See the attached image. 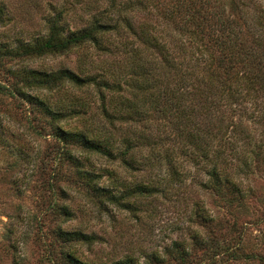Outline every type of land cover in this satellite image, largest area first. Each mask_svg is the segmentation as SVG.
I'll return each mask as SVG.
<instances>
[{
	"label": "trees",
	"instance_id": "1",
	"mask_svg": "<svg viewBox=\"0 0 264 264\" xmlns=\"http://www.w3.org/2000/svg\"><path fill=\"white\" fill-rule=\"evenodd\" d=\"M94 4L81 27L69 30L58 12L47 20L43 37L16 46L0 43V70L6 62L65 54L90 44L100 52L117 53L118 73L128 72L125 87L106 72L80 76L68 69L49 73L25 67L8 69L14 81L11 86L0 83V99L10 95L48 119L50 135L62 145L64 159L98 202L125 209L130 198L152 195L156 188L141 184L119 193L99 187L97 176L83 171L67 146L126 167L134 165V154L142 150L151 155L183 154L204 176L199 186L227 207L241 202L240 181L264 166V0H94ZM2 16L0 8V22ZM90 85L101 100L102 123L84 130L60 125L81 117L77 103L51 105L34 94ZM115 86V94H109ZM77 106L84 107L81 102ZM165 141L171 148H164ZM155 163L162 165L160 160ZM59 211L70 215L65 206ZM56 234L69 246L61 254L64 264H91L71 247L93 244L94 235L62 229ZM208 251L202 264H217L220 255L234 253L216 243ZM110 264L193 263L187 246L174 241L143 263L127 256Z\"/></svg>",
	"mask_w": 264,
	"mask_h": 264
},
{
	"label": "rangeland",
	"instance_id": "2",
	"mask_svg": "<svg viewBox=\"0 0 264 264\" xmlns=\"http://www.w3.org/2000/svg\"><path fill=\"white\" fill-rule=\"evenodd\" d=\"M94 6V0H0V43L16 46L43 37L47 20L58 12L69 30L81 27L84 15ZM118 62L117 53H103L84 44L65 54L6 62L5 69L0 70V83L11 86L14 80L8 69L26 67L49 73L68 69L80 76L106 72L110 80L125 87L128 72L118 73ZM116 90L115 86L109 94ZM34 94L51 105L60 101L84 105L83 109L76 105L81 117L61 122L67 130H84L85 126L102 123L101 100L93 85L38 90ZM2 99L0 264H64L61 254L69 246L57 236L59 229L96 237L91 245L73 243L71 247L76 256L91 264H110L127 256L143 263L146 256L161 255L174 241L187 246L193 264L204 263L211 254L209 247L215 243L234 251L220 255L217 264H264L263 165L240 181L244 199L227 207L198 185L204 176L183 154L151 155L142 150L134 154V165L126 167L119 161L67 146L83 171L97 176L99 187L119 193L141 184L156 188L152 195L130 198L129 207L124 209L90 197L88 187L64 159L62 145L50 135L48 119L40 111L10 95ZM117 137L119 142L120 135ZM164 148H171V142L165 141ZM154 157L162 165L156 164ZM60 206H65L70 215H63Z\"/></svg>",
	"mask_w": 264,
	"mask_h": 264
}]
</instances>
